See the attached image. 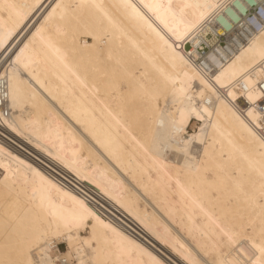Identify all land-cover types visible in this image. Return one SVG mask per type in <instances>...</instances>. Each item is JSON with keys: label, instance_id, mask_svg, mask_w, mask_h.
I'll return each instance as SVG.
<instances>
[{"label": "bare ground", "instance_id": "1", "mask_svg": "<svg viewBox=\"0 0 264 264\" xmlns=\"http://www.w3.org/2000/svg\"><path fill=\"white\" fill-rule=\"evenodd\" d=\"M238 2L0 0V264L57 229L68 264H264V0Z\"/></svg>", "mask_w": 264, "mask_h": 264}, {"label": "snow or ice", "instance_id": "2", "mask_svg": "<svg viewBox=\"0 0 264 264\" xmlns=\"http://www.w3.org/2000/svg\"><path fill=\"white\" fill-rule=\"evenodd\" d=\"M84 217H73L71 219H65L62 221L63 227L71 230V228H79L83 225ZM71 237H68L69 247H71ZM63 240V233L57 230H45L38 232L32 241L30 242L28 251L36 250L39 255V259L36 261H27L26 264H68L67 254L62 260L58 247ZM55 254V259H52V255Z\"/></svg>", "mask_w": 264, "mask_h": 264}, {"label": "rangeland", "instance_id": "3", "mask_svg": "<svg viewBox=\"0 0 264 264\" xmlns=\"http://www.w3.org/2000/svg\"><path fill=\"white\" fill-rule=\"evenodd\" d=\"M239 4V5H241L239 2H238V0H233V4ZM232 6V5H231ZM227 9H229V10H231L232 8L230 7V6H228L227 7ZM221 44H224V40H222L221 42H220ZM186 48H189V46L188 45H186ZM208 51V48H203V49H201L200 50V53L201 54H204V53H206ZM197 121H194V120H192V122L189 124V126H188V128H187V130H188V132L189 133H191V132H193L196 128L195 127H197V123H196ZM59 251H60V253L63 255L64 253H65V251H66V247H65V245H64V243H60L59 244ZM68 258H72L71 256H67ZM62 258H64V257H62Z\"/></svg>", "mask_w": 264, "mask_h": 264}]
</instances>
